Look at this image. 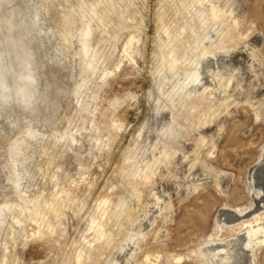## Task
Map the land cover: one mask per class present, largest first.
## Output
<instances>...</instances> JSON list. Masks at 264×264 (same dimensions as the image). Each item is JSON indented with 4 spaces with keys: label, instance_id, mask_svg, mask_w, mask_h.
Here are the masks:
<instances>
[{
    "label": "rangeland",
    "instance_id": "obj_1",
    "mask_svg": "<svg viewBox=\"0 0 264 264\" xmlns=\"http://www.w3.org/2000/svg\"><path fill=\"white\" fill-rule=\"evenodd\" d=\"M0 69V264H264V0H0Z\"/></svg>",
    "mask_w": 264,
    "mask_h": 264
},
{
    "label": "bare ground",
    "instance_id": "obj_2",
    "mask_svg": "<svg viewBox=\"0 0 264 264\" xmlns=\"http://www.w3.org/2000/svg\"><path fill=\"white\" fill-rule=\"evenodd\" d=\"M1 76H2V72L0 69V78ZM2 88L6 89L4 83L0 82V89ZM263 172H264V160L259 162L251 170V174L253 175L252 184L253 186L260 188L261 191L264 190V187L259 186V184L257 183L256 177L260 174L263 175ZM254 227H252L253 228L252 231H247L246 233L243 234V236H240L238 240H236L235 242L232 241V242H229V244L226 243L222 247L211 248L210 251H212V253L208 258L209 263L215 264L216 261L223 260L225 264H248V260L250 259L249 258L250 251L248 248L250 246L249 244H251L250 243L251 239L250 241H248L249 239L247 240V235L250 232L251 233L254 232ZM256 227L259 228V226H256ZM232 243H234V245L232 246L233 248L229 250V247Z\"/></svg>",
    "mask_w": 264,
    "mask_h": 264
}]
</instances>
